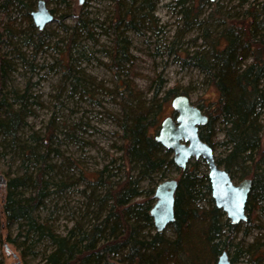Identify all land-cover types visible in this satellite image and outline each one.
<instances>
[{
    "label": "trees",
    "instance_id": "trees-1",
    "mask_svg": "<svg viewBox=\"0 0 264 264\" xmlns=\"http://www.w3.org/2000/svg\"><path fill=\"white\" fill-rule=\"evenodd\" d=\"M15 1L19 10H27L26 15H30L31 0ZM114 2L115 15L109 29L115 37L109 60L118 70L131 62L125 32L136 31L143 19L150 22L153 5L151 0ZM205 5L210 6L208 17L197 21ZM245 5L241 14H230L210 0L183 4L180 13L184 26L201 24L204 33L202 43L193 52L176 54L199 70L216 93L199 137L212 147L209 135L212 124L219 119L226 154L216 160L217 165H222L231 178L237 171L241 172L240 178L251 175L246 204L249 223V213L262 210L264 203V2L260 6ZM77 23L72 27L73 35L80 36L78 26L85 36L92 35L84 20L78 19ZM37 34L41 36L43 32ZM2 40L0 36V43ZM8 67L10 61L0 55V89L5 86L2 81ZM72 78L73 90L82 86V78ZM156 78V88L144 100L132 81L125 79L116 86L122 100L117 122L120 145L116 152L120 155L114 154L109 164L119 162V176L107 165L85 172L67 161L81 171L79 180L89 186L90 195L81 220L74 218L61 234L40 214L50 192L65 185L62 176L57 178L63 174L64 162L58 164L51 157L57 153L52 148L57 138L52 121L43 136L32 134L25 138L23 129L35 101L26 94L27 87L22 94L14 88L4 93L0 100V138L2 145L21 161L23 172L7 181L6 194L0 201V220L5 226L23 228L17 237L6 235L5 241L15 245L16 239L22 237L20 245L28 243L22 253L29 249L40 256L37 262L24 264H215L219 253L232 244L239 224H230L222 210L214 206L207 173L199 171L197 159L189 160L186 168L180 169L172 160V152L154 139L168 99L179 94L175 88L164 90V81L160 76ZM86 85L84 82L82 87ZM6 95H11L9 101ZM171 173L177 176V188L174 220L167 227L171 235L166 236L165 230H154L149 210L155 201V186ZM36 246L42 249L30 250ZM249 249L250 263L264 264V247L252 245Z\"/></svg>",
    "mask_w": 264,
    "mask_h": 264
},
{
    "label": "rangeland",
    "instance_id": "rangeland-1",
    "mask_svg": "<svg viewBox=\"0 0 264 264\" xmlns=\"http://www.w3.org/2000/svg\"><path fill=\"white\" fill-rule=\"evenodd\" d=\"M37 1L31 0L33 5L29 12L35 9ZM44 1L54 21L46 25L39 36L37 32L40 30L33 24L31 16L26 15L27 10H19L15 0H0V36L3 38L0 55L10 61V67L6 68L3 77L5 86L0 89V100L7 90L10 92L14 88L22 94L27 87L26 94L35 103L23 129L25 138L32 134L43 136L52 121L51 127L57 136L52 148L57 149L58 154L53 152L51 157L58 164L64 162L63 174L57 178L62 176L65 185L60 190L54 187L55 191L45 199V208L40 214L61 234L73 224L74 218L81 220L80 217L86 212L87 196L90 195L89 186L79 180L81 171L75 165L70 167L67 161L85 172L107 165L116 176L121 174L119 162L109 164L114 154L115 157L120 155L116 152L120 145L117 122L122 107L116 86L120 81H132L144 100L150 98L156 88V76H160L164 81V90L175 88L179 94L185 93L192 103L201 106L206 113L217 97L214 89L206 84L203 74L176 54L184 50L191 53L202 43L203 25L185 27L180 13L182 5L188 6L193 0H151V21L143 19L144 22L137 25L138 31L125 32L130 43L128 51L131 62L118 70L109 60L115 37L109 29L115 15L114 0H83L81 4L78 0ZM244 1L256 6L264 2ZM214 2L230 14H241L247 6L245 2L241 6L242 0ZM209 11L210 6L205 5L196 20L207 18ZM78 19L88 24L92 32L90 37L80 32L79 26L76 32L80 36L73 35L72 27L78 24ZM73 76L82 78L81 85L86 82V87L77 86L73 90ZM10 97L6 95V100L9 101ZM171 99H168L161 120L172 113ZM261 118V147L264 149V110ZM219 122L218 119L212 124L209 135L216 160L226 154L225 138ZM2 144L0 138V201L6 194L7 181L23 172L21 161ZM197 161L199 171L207 173L203 160ZM118 166L119 169L116 168ZM240 174L237 171L232 176L235 183L244 178L238 177ZM246 177L250 178L251 175ZM169 178L177 176L171 173L166 179ZM262 208L249 213L251 221L240 223L238 231L233 234V242L227 248L230 259H234L233 264H251L250 246L264 247V203ZM22 230L15 224L5 226V222L0 220V264L35 263L39 260L40 256L33 255L29 249L22 253L23 246L28 244L20 245L22 237L16 239L15 245L5 241L6 235L14 238ZM164 232L166 236L171 235L168 228ZM41 249L36 246L30 250Z\"/></svg>",
    "mask_w": 264,
    "mask_h": 264
},
{
    "label": "water",
    "instance_id": "water-1",
    "mask_svg": "<svg viewBox=\"0 0 264 264\" xmlns=\"http://www.w3.org/2000/svg\"><path fill=\"white\" fill-rule=\"evenodd\" d=\"M83 0H78L81 4ZM214 1V0H210ZM31 20L38 30L54 21L52 12L44 0L36 2L30 12ZM172 115L160 121L155 141L172 152L175 165L184 169L189 160L202 159L207 167L210 196L216 208L222 210L229 223L240 224L247 220L246 204L251 188V179L243 178L235 183L229 173L216 163L213 149L200 139L198 126L204 125L208 118L192 104L184 94L172 97ZM177 188L175 178L164 179L154 189V203L149 210L154 230L164 231L174 220V193ZM18 264V263H15ZM215 264H232L226 250H222Z\"/></svg>",
    "mask_w": 264,
    "mask_h": 264
},
{
    "label": "flooded vegetation",
    "instance_id": "flooded-vegetation-1",
    "mask_svg": "<svg viewBox=\"0 0 264 264\" xmlns=\"http://www.w3.org/2000/svg\"><path fill=\"white\" fill-rule=\"evenodd\" d=\"M194 106H196L199 110H200V112L203 114V115H205V116H207V118H208V115H207V113H206V111H203V109L201 108V106H197V105H195L194 103H192ZM171 115H172V113H171ZM208 121V120H207ZM207 123V122H206ZM205 123V124H206ZM204 124V125H205ZM204 125H200V126H198V133H199V129L202 127V126H204ZM233 180V179H232Z\"/></svg>",
    "mask_w": 264,
    "mask_h": 264
}]
</instances>
